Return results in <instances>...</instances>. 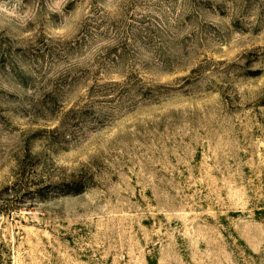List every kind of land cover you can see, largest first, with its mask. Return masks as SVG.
Wrapping results in <instances>:
<instances>
[{
    "label": "rangeland",
    "instance_id": "1",
    "mask_svg": "<svg viewBox=\"0 0 264 264\" xmlns=\"http://www.w3.org/2000/svg\"><path fill=\"white\" fill-rule=\"evenodd\" d=\"M0 264H264V0H0Z\"/></svg>",
    "mask_w": 264,
    "mask_h": 264
},
{
    "label": "trees",
    "instance_id": "2",
    "mask_svg": "<svg viewBox=\"0 0 264 264\" xmlns=\"http://www.w3.org/2000/svg\"><path fill=\"white\" fill-rule=\"evenodd\" d=\"M67 189H69V188H67ZM69 191H71V189H69ZM70 193H72V192H65V195H68ZM78 193H80V192H78Z\"/></svg>",
    "mask_w": 264,
    "mask_h": 264
}]
</instances>
